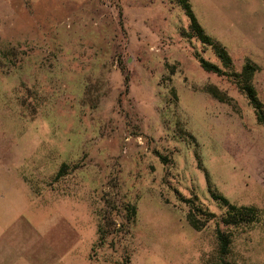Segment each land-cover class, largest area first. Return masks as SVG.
Wrapping results in <instances>:
<instances>
[{
  "label": "rangeland",
  "instance_id": "374dc122",
  "mask_svg": "<svg viewBox=\"0 0 264 264\" xmlns=\"http://www.w3.org/2000/svg\"><path fill=\"white\" fill-rule=\"evenodd\" d=\"M189 4L230 68L176 0H0V218L59 264H264V126L229 76L254 65L264 110V0ZM209 190L258 220L226 228Z\"/></svg>",
  "mask_w": 264,
  "mask_h": 264
},
{
  "label": "trees",
  "instance_id": "16d2710c",
  "mask_svg": "<svg viewBox=\"0 0 264 264\" xmlns=\"http://www.w3.org/2000/svg\"><path fill=\"white\" fill-rule=\"evenodd\" d=\"M176 2L181 6L183 9L186 17L189 20V38L197 39L203 46L209 47L214 56L219 60L222 67L224 69L230 68L232 65V61L230 56L228 55L227 51L224 47L220 46L216 42H214L210 37L206 35L204 30L201 28L199 23L197 22L190 4L189 0H176ZM197 62L200 68L206 72L211 73L216 76H226L227 73L223 71L219 66L211 63L200 56H196ZM257 69L251 63L246 62L242 67L240 73H231L229 75L231 78H234L235 86L237 90L245 96L249 105L254 111L256 121L259 125L264 126V110L261 102L258 100L256 91L252 85V79L254 74L256 73ZM209 93L212 97L219 102L225 103L228 102L226 96L219 93L215 88H210ZM209 193L213 200L219 202L224 208H226V213L224 218L222 219V225L226 228H238V227H250L252 224L256 223L258 220L257 218V209L255 207H248V206H235L229 203V201L221 196L220 194L216 193L215 191L209 190ZM195 200H185L184 202L192 208V212L188 213L187 221L189 225L196 231L201 230L205 227V225L211 220L212 216L206 220L201 221L197 219L195 216V212L201 213V210L194 206ZM135 209L132 207V213H134ZM202 215V214H200ZM220 254L225 256L229 252V246L231 242V235L229 232H222L220 229H216L215 234Z\"/></svg>",
  "mask_w": 264,
  "mask_h": 264
},
{
  "label": "crops",
  "instance_id": "0c3cea01",
  "mask_svg": "<svg viewBox=\"0 0 264 264\" xmlns=\"http://www.w3.org/2000/svg\"><path fill=\"white\" fill-rule=\"evenodd\" d=\"M10 206L2 207L0 218V264H59V260L44 251L43 238L32 237L19 223L12 225L11 220H16L19 214Z\"/></svg>",
  "mask_w": 264,
  "mask_h": 264
}]
</instances>
